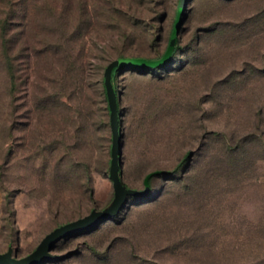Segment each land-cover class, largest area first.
Masks as SVG:
<instances>
[{
    "label": "rangeland",
    "instance_id": "1",
    "mask_svg": "<svg viewBox=\"0 0 264 264\" xmlns=\"http://www.w3.org/2000/svg\"><path fill=\"white\" fill-rule=\"evenodd\" d=\"M51 1L56 9L38 1L49 38L57 26L70 41L81 20L83 58L104 66L102 83L122 56H163L181 19L178 49L164 70L119 69L90 190L89 152L69 148L74 129L31 125L33 136L62 140L59 156L81 164L62 173L29 139L24 104L41 75L24 35L11 41L0 61V256L24 259L61 226L110 207L121 127L126 185L143 191L146 177L160 173L148 196H131L110 220L61 241L54 253L64 260L46 264H264V0Z\"/></svg>",
    "mask_w": 264,
    "mask_h": 264
},
{
    "label": "trees",
    "instance_id": "2",
    "mask_svg": "<svg viewBox=\"0 0 264 264\" xmlns=\"http://www.w3.org/2000/svg\"><path fill=\"white\" fill-rule=\"evenodd\" d=\"M10 1L13 3L12 7H17L14 8V10L12 9L13 12L11 14L5 11ZM38 1L39 0H17L19 4L16 5L14 4V0H0V61H6L9 58L11 41L14 40V44L19 45V42L22 39L21 37L24 35V42L28 44L29 49L27 56L29 63L36 65V68L41 75L40 82L32 83L31 88L29 87L30 91L28 100H26V103L24 104V108L26 109L25 117L28 119L24 125L25 130H28L29 139H33L35 145L40 149L39 153L41 155H46V153H48L47 151H50V157L55 160L48 159V162L53 163L52 167L54 172L62 173L66 168H79L81 164L77 162L74 163L75 161H72V164H70L62 156H59V150L64 147V142L62 140L46 141L45 139H42V136H45L43 132L39 133L37 136H33L31 134V125L35 121V125L41 129L47 125V121H52L55 124H63L74 129V139L76 138L77 140H75L76 143L74 146H69V148L71 151L72 149L85 148L89 152L88 160L83 164V167H85L87 181L88 184L91 185L90 190H92L93 173L100 171L98 168L99 161L96 159V156L106 146L108 141L106 131L112 122V120L111 122H108L106 110L112 112L114 109L113 101L106 83V77L103 83L101 81L104 66L102 64L96 66L91 62L84 60L85 45L82 40V32L84 29L81 20L79 21L75 32H73L74 34L72 38L75 37L73 39L74 41H72L71 37L70 41H66L69 31L64 29L63 34H61V29L57 28V26H54V31H52L54 36H57V39L51 40L49 38L51 33L50 29L48 30V25L46 26L43 20V13H46L48 10L46 8L38 10ZM46 1L48 2V9H56L55 4L51 5V0ZM85 10L87 14L90 13L88 8H85ZM182 11V9L179 11L180 17ZM85 20L86 19H84V21ZM180 21L181 19L177 21V24ZM177 24L172 33L168 48L160 58L152 60L134 57L127 58L122 56L119 59L146 60L150 63H158L162 61L168 54ZM18 27L21 29L14 34V38L12 39L10 35L12 34L13 29ZM128 30L129 28H127V30L125 29V33ZM124 35L128 36L127 33ZM178 42L179 36L171 58L161 66L154 67L143 64H121L116 66L111 75L112 87L115 95L119 96L115 80L120 68L129 67L133 70H139L145 75L153 70H164L175 55L178 49ZM29 76H31V73ZM105 101L108 102L107 108ZM119 131L121 132L122 137L121 127L119 128ZM57 157L59 158L57 159ZM122 166L123 162L121 164L120 177L127 192L126 204L131 203V196L147 197L150 192L152 179L160 173H151L146 177L145 190H132L126 185L123 179ZM111 167L109 170L110 177ZM64 181L68 182L67 179ZM115 201L116 199L105 211L111 210L114 207ZM93 212L98 211L95 210ZM110 219L111 218L91 222L76 229L67 236L60 238L54 243L53 249L49 251V254L52 257L43 260L40 264H46L50 261H63L64 259H62V256L54 253L61 241L80 234L83 235L88 233ZM64 226H61L60 228ZM11 256L14 259L21 260L13 252Z\"/></svg>",
    "mask_w": 264,
    "mask_h": 264
},
{
    "label": "water",
    "instance_id": "3",
    "mask_svg": "<svg viewBox=\"0 0 264 264\" xmlns=\"http://www.w3.org/2000/svg\"><path fill=\"white\" fill-rule=\"evenodd\" d=\"M181 21L178 22L176 30L174 32L173 38H172V42L168 51V54L166 55V57L158 62V63H150L146 60H133V59H118L114 62H112L106 71V83L109 89V93L111 96V99L113 101V103L116 101V95L114 93L113 87H112V81H111V75H112V71L113 69L121 64H143L146 66H154V67H158L161 66L162 64L166 63L172 56L174 47L176 45L178 36H179V32H180V28H181ZM116 143H115V147L113 150V154H114V159L112 162V167H111V178L114 181V185H115V189H116V201L114 204V207L109 210V211H104V212H93L91 215L82 218L80 220H77L75 222H72L58 230H56L55 232L51 233L49 236H47L43 242L40 244V246L37 248V250L35 252H33L29 257L18 260V259H14L11 256V252L6 254V255H2L0 256V264H40L43 260L52 257L49 254V251L53 249L54 247V243L59 240L60 238L67 236L68 234L72 233L73 231H75L76 229L89 224L91 222L94 221H101V220H106L108 218H111L112 216L117 215L122 208L124 207V205L127 202V192L122 184L121 181V177H120V169H121V135L119 133L118 127L116 128Z\"/></svg>",
    "mask_w": 264,
    "mask_h": 264
}]
</instances>
